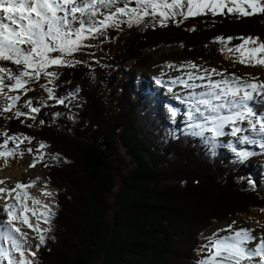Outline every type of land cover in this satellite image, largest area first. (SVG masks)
<instances>
[{"label":"trees","instance_id":"1","mask_svg":"<svg viewBox=\"0 0 264 264\" xmlns=\"http://www.w3.org/2000/svg\"><path fill=\"white\" fill-rule=\"evenodd\" d=\"M249 36L264 42V13L201 14L138 33L117 57L124 59L120 65L132 61L146 68L152 61L148 51L178 42L184 55L217 62L224 45L218 37L236 44ZM228 37L233 39L227 42ZM94 66L63 71L69 70L65 75L72 83L97 84L99 78L100 99L89 93L76 120H46L35 129L37 138L60 157L41 162L49 186L59 191L60 210L51 218L37 264L47 263L71 239L67 230L63 234V212L78 192L80 221L73 211L71 226L79 229L68 243L67 264H192L214 226L264 211V189L249 180L248 161L213 156L199 138L189 135L163 144L142 138L132 82L120 81L123 73L117 64L116 71L110 65ZM59 87L69 90L70 83L61 78ZM10 127L27 129L20 119L10 121ZM77 157H82L79 167ZM79 171L86 180L79 179Z\"/></svg>","mask_w":264,"mask_h":264},{"label":"snow or ice","instance_id":"2","mask_svg":"<svg viewBox=\"0 0 264 264\" xmlns=\"http://www.w3.org/2000/svg\"><path fill=\"white\" fill-rule=\"evenodd\" d=\"M243 5H248L253 11L248 12ZM225 9L228 13L249 16L256 12L264 13V4L261 0H0V98L4 101L0 104V115L11 112L16 119L23 116L34 120L41 107H50L43 100L39 101L40 106H36L32 99L20 105L23 96L34 91L33 85L41 78L45 80L41 87L47 92L48 99L71 106L81 89H73L63 97L57 96L55 89L58 85L54 82L60 73L55 69L79 65L91 69L93 63L99 64V60L85 61L76 56H94L85 50L97 46L91 41L110 39V29L139 26L147 17H158L160 26H166V21L176 17L186 19L206 11L213 15L223 14ZM232 39L228 37L227 42ZM240 39L244 43L234 49L229 48V52H240L241 57L249 54L255 57L257 53L264 52V42L259 37ZM217 41L223 44L225 38L218 37ZM246 44L255 47L245 51ZM239 62L250 63L243 58ZM256 63L264 64V59H257ZM9 64L15 66V70ZM183 67L179 70L182 71ZM187 67L195 71L187 72L186 79L176 77L166 85L164 81L157 80L186 106L183 113L185 134L199 138L213 156L218 147L229 148L241 163L255 153L238 150V144L258 145L264 150V81L258 77L244 80L234 73L214 68L201 69L195 63H189ZM177 84L188 90L186 95H177L173 91ZM169 111L173 121L181 114L174 107ZM3 136L5 140L0 144V157L15 156L20 143L32 140L22 133L8 136L4 132ZM226 136L232 139L225 143L222 138ZM9 141L16 147L9 149ZM45 146L41 144L42 148ZM56 159H60L59 154ZM30 167H35V161ZM3 184L5 181L0 180V185ZM31 186L19 182L13 188L0 187V200L4 201L3 211L6 213V221L0 225V264H37V252L48 239L44 233L51 231L50 220L55 213L48 204L43 205L45 211L40 213L28 205L26 198L35 204L41 203L23 191ZM29 213L36 219L32 220ZM41 220L49 227L41 228ZM234 224L221 230L227 235L214 233L206 238L208 243L202 246L206 254L198 264H264V235H254L251 228L235 229ZM28 229L37 235L31 236ZM33 240L38 242L33 245ZM250 244H255V247L250 248Z\"/></svg>","mask_w":264,"mask_h":264},{"label":"rangeland","instance_id":"3","mask_svg":"<svg viewBox=\"0 0 264 264\" xmlns=\"http://www.w3.org/2000/svg\"><path fill=\"white\" fill-rule=\"evenodd\" d=\"M261 3L264 4V0H261ZM245 9L248 12H252V8L249 7L248 5H243ZM257 13V12H256ZM205 14H212L211 11H206ZM219 14V13H218ZM223 14H239L238 12H233V13H228L227 9L224 10ZM189 18V17H188ZM155 19V24L153 23V20ZM187 18L183 17H176L174 19H170L166 21V25L169 24H176L177 21L178 23L186 21ZM160 27L159 24V18H153V17H147L145 18V23L140 24L139 26H132V27H127L123 26L122 30H114L110 29L108 32V36L110 39H105L103 41H91L92 43L96 44L97 46L92 49H87L85 50L86 53H94V56H89L87 54L80 55L77 54L76 58L77 59H82L85 61H90V60H99V64L101 66L103 65H110L111 69H114L115 71L117 70L114 66V64H117L118 67H120V70H122V76H121V82L123 80L125 81H130L134 85L132 87V93L135 98L141 100L140 106L137 107L138 111V129L137 132L138 134L150 142L153 143H167L171 140H174L178 137V133H185V127L182 128H177L171 133L170 127L171 126V121L165 118L166 122V127L169 131L165 130L164 127H159L160 125L157 123L154 117H156V114L153 111V108L155 107L156 104H158V100L155 99V96L157 94V91L159 94L161 93L162 95L169 97L170 100L173 102H177V104L180 102L176 99V97L173 95V92H169L167 86H162L161 84L157 83V80H161L165 82V85L168 82V79L164 80L166 77L171 76L172 74H175L174 76L177 77V75H180V73L176 74L175 69H180L181 66H184L183 69L186 70L187 72L189 71V67H187V64L189 63H195L196 65L200 66L201 69H217L221 72H226L228 74H236L237 76L243 78L244 80H250L252 77H258L259 80L264 81V64H257L256 60L257 59H264V52H259L255 55V57H252L250 54L245 55L244 57H241L240 52H229V48H236L237 46L241 45L244 43L243 40H241L239 43L232 44V43H224L223 45V51L221 54V60L220 61H208V60H194L187 55H184V46L181 43L175 42V43H164L161 44L157 47H154L150 51H148L147 56L152 60L151 64L148 65L146 68L141 67V65L136 64L134 62H127L125 64H121L123 60H119L120 56L123 54L125 51L124 44L126 41L129 39H134V37L138 34L143 32L144 30L147 29H152ZM262 42V41H261ZM255 47V45L252 44H246L245 45V51L249 48ZM119 56V57H117ZM245 59L246 61H250V63H245L242 64L240 63V59ZM119 60V61H117ZM92 68L95 69L96 67L94 66L95 63L92 64ZM169 65H173L174 67H169ZM9 66V65H8ZM13 67V70H15L14 66H9ZM65 68H58L55 69L60 73L59 79L56 80L54 83L55 85H58L55 89V94L57 96L63 97L68 95L69 93L72 92L73 89L79 88L81 89L79 93V97L77 99H74L72 101L71 106H65V105H60L57 104L55 100H50L48 99V94L47 92L41 87L42 84L45 83V80L41 78L40 82L33 85L34 91H29L27 95L23 96V98L20 101V105H23L25 101L28 99H32L36 106L39 105V101L43 100L46 105H51L49 106H44L41 107V111L39 114H36V118L29 119L27 117H20L19 119L24 121V123L27 125L26 130H18L17 128H12L10 129V121H14L16 118L12 116L11 112L4 113L3 115H0V144L4 143L5 137L3 136L4 132H7L8 136H13V135H19V134H24L27 137H32V140L29 142L28 140H24L22 143L19 144V151L16 153L15 156H10V157H0V180L5 181V184L0 185V187H12L13 185L15 186L17 182L19 181H31L32 183L35 182V184L40 185L44 193H51V195H46L44 196L45 199H48L49 203L53 206L52 211L56 214L59 212L60 207L55 206L56 201H58L57 194L59 191L57 189H51L49 185V181L46 177V171L45 167L42 166L43 164L41 162H49L50 160L55 161V156L56 152L49 146L41 147L42 143L39 138L35 135V129H37L38 126L41 125V120H43V123L46 120H50L52 122L58 120L59 118L63 119V121L67 120L68 122H73L74 120L77 119V115L79 114V111L83 109V106L86 103V99L84 97H87V94L89 93H95L92 94L96 98L100 99V95L97 94L100 90L101 87L98 84L99 78H96V83H88L85 84L84 82H75L72 83L69 81L67 76L70 73L69 70L63 71ZM72 68V67H70ZM122 68V69H121ZM181 72V71H180ZM67 74V76L65 75ZM65 75V76H64ZM142 76H147L148 77V82L151 85L152 89L154 92H151L149 88L146 89L148 94H140V81L146 79L145 77ZM181 76L186 77L185 72L183 71L181 73ZM100 77V76H99ZM63 79V81H68L70 83V90H66L64 88L59 87L60 79ZM142 78V79H141ZM111 81H114L112 79ZM49 87H52V85H49ZM139 87V88H138ZM145 89V88H144ZM173 91H175V87L173 86ZM177 91V90H176ZM188 90H178L177 92L179 95L183 96L186 95ZM86 95V96H85ZM91 95V96H92ZM94 97V98H95ZM167 102V100H165ZM4 101L2 98H0V104H3ZM67 104V101H66ZM178 104V105H179ZM181 105V104H180ZM68 108L70 112L65 111V109ZM181 114L178 115V119H181L180 121L185 122V116L183 113L186 111V106L182 107L181 105ZM25 111H27L25 109ZM150 112V113H149ZM59 114V115H57ZM144 115V116H143ZM6 117H12L11 119H8ZM63 117V118H62ZM146 119H149V122H146ZM10 120V121H9ZM146 122V124L144 123ZM186 123V122H185ZM175 126H177V123H174ZM30 125V126H29ZM160 128V129H159ZM159 129V130H157ZM76 138V137H75ZM232 137H223L222 140L226 143L229 140H231ZM45 145V144H44ZM16 144L12 141H9L8 143V148L12 149L15 148ZM227 148V147H226ZM238 150H245L249 152L255 153V155L258 154H264V150L260 149L258 145H245V144H238L237 145ZM28 149H32V152H28ZM218 151V149L216 150ZM231 151V150H230ZM20 152H23V155H20ZM230 155H233L229 151H225ZM254 156V155H253ZM42 157V159H40ZM81 159L82 157H77L75 158L76 166L79 167L81 164ZM35 161V167H30V165ZM42 164V165H41ZM250 170H251V175L249 180H254V182H261L264 180V160L262 161H256V162H251L248 164ZM78 169V168H77ZM81 171H79L78 175L79 179L81 180H86L84 176L80 177ZM20 179V180H19ZM17 182H16V181ZM78 180V178H77ZM15 181V182H14ZM15 183V184H14ZM263 189H264V183H261ZM44 186V187H43ZM89 190L92 188H88ZM90 190V191H91ZM42 190H39L37 188L36 192L39 194ZM74 195V193H71ZM80 195V197H79ZM43 196V194H42ZM80 198L81 194L79 192L72 197L71 201H68V209L66 208L65 211L63 212V234L66 233L68 236L71 235V239L68 238V240H64L63 245H59V250L56 252L55 255H51L47 261V263H40V264H67L65 263L68 261V256L69 255V245L68 243H72V234L76 233V231L79 229L77 226L74 224L71 226L72 220H74V215L73 211L76 212L77 214V221H80V218L78 217V212L79 210V204H80ZM89 198V197H87ZM44 201V200H43ZM34 203V202H33ZM46 204L47 201H44ZM44 203L40 204L41 206L38 207L37 204H35L36 209H40L42 212L45 211L43 208ZM55 203V204H54ZM54 204V205H53ZM39 212V210H36ZM46 214V213H45ZM56 217V216H54ZM53 218V217H52ZM68 218H70L68 220ZM6 221V213L5 212H0V222L5 223ZM43 220L40 221L42 223ZM235 229H240L241 227L243 228H251L254 229L253 234L256 236L264 235V211H254L252 213H248L246 215H242L238 217L235 220L227 221L225 223L219 224L217 226H214L211 231V233L207 237H211L214 233H219L221 236L227 235L226 232L221 231L222 229H227L230 225H233ZM44 222L42 225L44 226ZM51 224V220H50ZM68 226V227H67ZM70 226L72 227L70 229ZM49 227V224H45V228ZM58 227V222H56V228ZM29 233L31 236H36L37 234L35 232H30V229H28ZM32 231V230H31ZM120 233V230H119ZM45 236L48 235V233H44ZM206 237V238H207ZM64 238V236H63ZM109 238V237H108ZM205 238V241L203 244L200 246L201 249L197 250V255L192 264H198V262L201 260L202 256L205 255V251L203 249V245L208 243V240ZM68 241V242H67ZM38 241L33 240L32 243L35 245ZM67 242V244H66ZM79 244V243H78ZM250 248L255 247V244H250ZM41 248V247H40ZM37 252V256L40 252ZM62 248V250H61ZM70 258V257H69ZM36 261H38L36 259ZM172 264H183L179 263V261H174L171 262Z\"/></svg>","mask_w":264,"mask_h":264},{"label":"bare ground","instance_id":"4","mask_svg":"<svg viewBox=\"0 0 264 264\" xmlns=\"http://www.w3.org/2000/svg\"><path fill=\"white\" fill-rule=\"evenodd\" d=\"M176 70V74H178V73H180V75H177V77H181V73L184 71L185 72V74L187 73V71L186 70H177V69H175ZM181 71V72H180ZM189 71H195V69H191V68H189ZM175 74H172L171 76H168V77H166L164 80H166V79H168V82L169 81H171L172 79H174V78H176L175 76H174ZM142 77H145L146 79H143V80H139L140 81V87H141V89H140V94H148V92L146 91V89L147 88H149V90H151V92H154L153 91V89H152V87H151V85L149 84V82H148V77L147 76H142ZM184 77V76H183ZM185 79L187 78V77H184ZM214 79H219V77H213ZM142 79V78H141ZM174 87H175V93L177 94V95H179V93L177 92L178 90H186V89H184L181 85H179V84H177V85H174ZM139 88V87H138ZM145 88V89H144ZM177 90V91H176ZM155 99L156 100H158V104H156L155 105V107L153 108V111H154V113L156 114V117H154L155 118V120H156V124L158 123L160 126V128L161 127H164V129L165 130H167V131H169L168 129H167V127H166V124L168 125V123L166 122V120H165V118L168 120H170L171 121V126L170 125H168V127H170V129H171V131L169 132V133H171L172 131H174L175 129H177L178 127H180V128H182V127H185L186 126V123L184 122V121H180L181 119H178V116L176 117V119H175V121H173V119L171 118V113H170V111H169V109L170 108H177V109H179L180 110V112H181V105H182V107H183V105L184 104H177V102L175 103V102H173L172 100H170V98L169 97H166V96H164V95H162L161 93L159 94V92L157 91V94H156V96H155ZM165 100H167V102H165ZM184 107H185V105H184ZM150 113V112H149ZM144 116V115H143ZM146 122H149V119H146ZM146 122H144L145 124H146ZM174 123H177L178 125L177 126H175V124ZM159 128V129H160ZM159 129H157V130H159ZM229 137V136H228ZM20 180V179H19ZM16 181V180H15ZM14 181V182H15ZM18 181V180H17ZM16 181V182H17ZM19 182H23V181H19ZM19 182H17V183H19ZM16 183V184H17ZM23 183H25V184H32V186L31 187H29V188H27L26 190H23V191H27L28 193H29V195L31 196V197H35V199L36 200H39L41 203L40 204H42V203H44V201H47V203L46 204H48V205H51L50 203H49V201H48V199H45L44 198V196L46 197V195H45V191L42 189V187H40V185H38V184H35V183H32L30 180L29 181H26V182H23ZM15 184V183H14ZM5 187H7V186H5ZM13 187H15L14 185L12 186V187H7V188H13ZM44 187V186H43ZM37 188H39V190H42L41 192H42V194H43V196H42V194L41 193H37L36 192V190H37ZM52 189V188H51ZM54 189V188H53ZM44 191V192H43ZM13 196H15V193H13ZM47 198V197H46ZM26 200H27V203H28V205L30 206V207H32V208H34V210L36 211V210H39V212L38 211H36L37 213H40V212H42L40 209H36L35 208V204L33 203V201L31 200V199H28V198H26ZM44 200V201H43ZM40 204H37V206L38 207H40L41 205ZM45 204V203H44ZM3 205H4V201H2V200H0V212H4L3 211ZM52 206V205H51ZM53 207V206H52ZM29 216H30V218L32 219V220H35L36 219V217H32L31 216V213H29ZM43 223V222H42ZM42 223H40V227L41 228H45V224H44V226L42 225ZM30 232H32L31 231V229H30ZM33 233V232H32ZM46 233V232H45ZM36 258H37V255H36Z\"/></svg>","mask_w":264,"mask_h":264}]
</instances>
